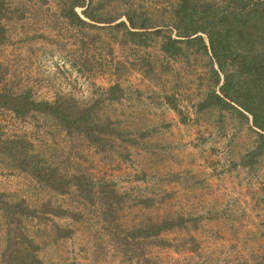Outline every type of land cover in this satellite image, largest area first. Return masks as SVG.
<instances>
[{
	"label": "rangeland",
	"instance_id": "rangeland-1",
	"mask_svg": "<svg viewBox=\"0 0 264 264\" xmlns=\"http://www.w3.org/2000/svg\"><path fill=\"white\" fill-rule=\"evenodd\" d=\"M73 1L13 0L17 12L0 43V91L90 106L120 135L97 146L48 114L20 116L0 106V137H25L30 152L67 178L85 175L96 187L111 185L122 235L106 221L98 194L87 200L73 184L67 193L52 190L0 154V201L39 209L21 223L39 258L47 264H264V155L254 167L239 165L257 139L251 121L229 109H199L218 88L209 55L185 47L170 56L161 35L149 34L141 45L129 33L131 16L150 31L176 36L181 0H83L86 6L76 11L86 23L67 16ZM44 204L74 216L45 213ZM179 217L185 225L160 238L125 239L137 226ZM8 220L0 210V264ZM55 224L71 235L58 237Z\"/></svg>",
	"mask_w": 264,
	"mask_h": 264
},
{
	"label": "trees",
	"instance_id": "trees-1",
	"mask_svg": "<svg viewBox=\"0 0 264 264\" xmlns=\"http://www.w3.org/2000/svg\"><path fill=\"white\" fill-rule=\"evenodd\" d=\"M78 6L85 7L86 3L74 0L66 12L67 16L73 22L86 23L76 11ZM16 12L13 0H0V43L7 40L6 21ZM84 14L91 20H97L87 9H84ZM128 20L133 29L129 33L138 36L141 45L148 43L147 35H161V48L170 56L181 54L185 47H195L211 57L218 88L209 91L198 107L201 110L212 106L229 109L251 121L257 139L239 165L254 167L264 155V0H181L175 11L176 36L162 34L161 28L150 31L149 26L137 23L131 16ZM121 23L125 25V22ZM0 106L20 116L30 112L48 114L67 132L82 134L97 146L107 141L106 136L120 135L111 128V121L97 118L92 107L73 105L66 100H36L29 92L14 95L0 91ZM30 145L25 137H0V154L11 158L17 167L52 190L67 193L73 184L87 200L98 194L106 221L113 227L115 235L121 237L122 229L115 223L113 207V198L118 195L111 185L103 183L96 187L93 180L85 175L67 178L38 154L30 152ZM1 201L0 210L9 219L7 248L3 253L5 264H47L37 255L34 240L21 227L23 218L36 217L39 209L22 201ZM42 209L54 215L74 216L73 211L51 204H44ZM186 222L183 217L150 221L129 230L125 239L160 238L163 232L182 227ZM55 231L58 237L71 235L70 229L58 224H55ZM158 241L164 243L165 240Z\"/></svg>",
	"mask_w": 264,
	"mask_h": 264
},
{
	"label": "water",
	"instance_id": "water-1",
	"mask_svg": "<svg viewBox=\"0 0 264 264\" xmlns=\"http://www.w3.org/2000/svg\"><path fill=\"white\" fill-rule=\"evenodd\" d=\"M222 84V83H221Z\"/></svg>",
	"mask_w": 264,
	"mask_h": 264
}]
</instances>
